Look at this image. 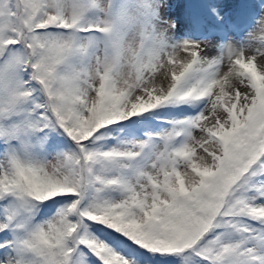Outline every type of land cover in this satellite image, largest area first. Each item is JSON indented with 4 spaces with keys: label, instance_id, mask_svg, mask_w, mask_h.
Masks as SVG:
<instances>
[{
    "label": "snow or ice",
    "instance_id": "snow-or-ice-1",
    "mask_svg": "<svg viewBox=\"0 0 264 264\" xmlns=\"http://www.w3.org/2000/svg\"><path fill=\"white\" fill-rule=\"evenodd\" d=\"M0 264H264V0H0Z\"/></svg>",
    "mask_w": 264,
    "mask_h": 264
}]
</instances>
